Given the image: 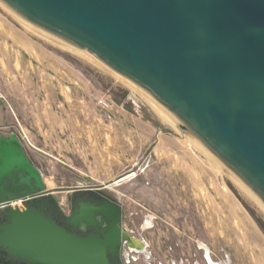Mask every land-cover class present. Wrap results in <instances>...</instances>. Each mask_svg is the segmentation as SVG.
Instances as JSON below:
<instances>
[{
	"label": "water",
	"instance_id": "95a60500",
	"mask_svg": "<svg viewBox=\"0 0 264 264\" xmlns=\"http://www.w3.org/2000/svg\"><path fill=\"white\" fill-rule=\"evenodd\" d=\"M135 92L264 214V0H0ZM47 192L14 134L0 135V206ZM105 198L106 193L99 191ZM33 202L6 206L0 244L27 264H113V225L82 238ZM121 206L95 212L106 218ZM93 223L81 212L74 224ZM119 241V239H118ZM114 253V251H112Z\"/></svg>",
	"mask_w": 264,
	"mask_h": 264
},
{
	"label": "rangeland",
	"instance_id": "374dc122",
	"mask_svg": "<svg viewBox=\"0 0 264 264\" xmlns=\"http://www.w3.org/2000/svg\"><path fill=\"white\" fill-rule=\"evenodd\" d=\"M18 17L0 4V135L21 139L47 192L108 188L159 261L206 264L207 245L218 264H264L255 204L135 92Z\"/></svg>",
	"mask_w": 264,
	"mask_h": 264
},
{
	"label": "flooded vegetation",
	"instance_id": "af4514ba",
	"mask_svg": "<svg viewBox=\"0 0 264 264\" xmlns=\"http://www.w3.org/2000/svg\"><path fill=\"white\" fill-rule=\"evenodd\" d=\"M106 189L91 187L87 189H77L72 191V195L67 196L66 202H61L57 199L53 192L39 193L35 195L33 200L27 201L24 205H18L20 198L16 200V204L12 205L10 202H4L0 206V229L2 226H7L9 221L5 219L6 212L2 210L8 206L13 210L23 211L31 209L33 202L38 201L36 209L43 214L46 219L51 218L57 224L66 229L68 232L80 236L82 238H89L91 236H99L102 239L108 234V230L113 225L118 231L117 245L114 249L108 247V257L113 264H169L168 261H159L162 257L158 250L153 247L151 240L139 233V228L132 222L128 221L125 216L124 206L116 198L111 196ZM103 190L106 193L105 198L99 191ZM106 204L121 206V213L119 222L116 219V211H113L110 216L106 218L101 217L95 212L98 207H103ZM19 206V207H18ZM23 206V207H22ZM91 215L93 223L87 221L74 224L81 214V212ZM203 254L200 259H204L206 264H218L212 259L211 252L207 245L200 246ZM114 251V253L112 252ZM184 263V262H183ZM0 264H27L24 261L16 260L9 252H7L0 244ZM175 264V263H173ZM195 264H201V260L195 261ZM223 264V263H221Z\"/></svg>",
	"mask_w": 264,
	"mask_h": 264
},
{
	"label": "built area",
	"instance_id": "2783aa9c",
	"mask_svg": "<svg viewBox=\"0 0 264 264\" xmlns=\"http://www.w3.org/2000/svg\"><path fill=\"white\" fill-rule=\"evenodd\" d=\"M101 107H103L104 109H111L112 107L106 102V101H104V100H102L101 101ZM17 138H19V137H17ZM20 139V138H19ZM20 141H21V139H20ZM22 142V141H21ZM34 197H36L35 195L34 196H28V197H25V198H23V199H20V201L18 202V205L19 206H21V204H25L27 201H30V200H33L34 199ZM12 205H15L16 204V202L14 201V202H10ZM4 204H2L1 206H3ZM18 206V207H19ZM23 207V206H22Z\"/></svg>",
	"mask_w": 264,
	"mask_h": 264
},
{
	"label": "bare ground",
	"instance_id": "6f19581e",
	"mask_svg": "<svg viewBox=\"0 0 264 264\" xmlns=\"http://www.w3.org/2000/svg\"><path fill=\"white\" fill-rule=\"evenodd\" d=\"M16 15V14H15ZM17 16V15H16ZM18 17V16H17ZM19 19H21L20 17H18ZM22 21H23V19H21ZM23 22H25V21H23ZM27 25L29 24V23H27V22H25ZM31 25V24H30ZM32 26V25H31ZM157 113V112H156ZM158 114V113H157ZM159 115V114H158ZM163 118V117H162ZM164 119V118H163ZM166 120V119H165ZM167 121V120H166ZM168 122V121H167ZM170 124V123H169Z\"/></svg>",
	"mask_w": 264,
	"mask_h": 264
}]
</instances>
